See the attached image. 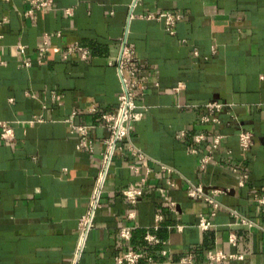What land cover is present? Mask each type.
<instances>
[{
  "label": "crops",
  "instance_id": "0c3cea01",
  "mask_svg": "<svg viewBox=\"0 0 264 264\" xmlns=\"http://www.w3.org/2000/svg\"><path fill=\"white\" fill-rule=\"evenodd\" d=\"M29 8L24 0H0V120L15 131L0 138V264H72L78 222L110 134L102 115L115 111L123 89L110 60L124 41L145 76L137 99L144 116L116 150L98 226L79 263L124 264L117 256L132 249L144 254L138 264H166L189 252L197 264H264V205L252 198L264 193V0H54L27 16ZM163 12L179 17L175 25L153 16ZM45 36L50 45L42 55ZM76 42L90 58H65ZM180 81L185 87L176 91ZM213 100L226 104L220 122L202 123ZM91 105L97 110L89 111ZM71 118L95 126L94 151L78 148L79 136L66 121ZM243 129L254 139L246 152L238 142ZM201 132L208 138L196 142ZM215 134L227 135L216 147ZM131 145L148 159L133 156ZM205 155L211 158L201 167ZM193 185L204 186L214 202L190 196ZM131 186L143 188L136 203L123 195ZM201 216L212 221L208 229L199 227ZM124 225L133 226L129 240L121 236ZM148 233L158 241L147 240ZM210 249L244 258L211 262Z\"/></svg>",
  "mask_w": 264,
  "mask_h": 264
},
{
  "label": "built area",
  "instance_id": "2783aa9c",
  "mask_svg": "<svg viewBox=\"0 0 264 264\" xmlns=\"http://www.w3.org/2000/svg\"><path fill=\"white\" fill-rule=\"evenodd\" d=\"M30 5V8L25 12V15L31 16L36 15L40 10L48 9L53 6L54 0H24ZM66 14H72L71 8H66L64 10ZM157 19H164L166 24L171 27L175 25L178 20V16L173 15L172 13L163 12L153 15ZM5 20V18H0V24ZM60 34V33H59ZM50 38L45 36L43 43L39 46V52L44 55L49 50ZM19 53L21 55L26 54L27 46L25 44L18 45ZM74 54H78L82 59H88L91 57L90 50L80 43L76 42L74 44L68 45L65 51V58L71 57ZM138 59L135 49L129 45L127 42H121V51L114 58L110 60L111 64H114L119 72V75L122 80L123 89L119 95L118 106L115 111L110 113H104L103 125L108 127L110 134L103 140L104 149L102 152V158L100 161V169L97 177L96 185L94 187L93 193L89 200V206L87 212L82 215L78 222L79 228V240L77 249L73 258L72 264H80L81 254L85 245V241L92 229L98 226L96 222L97 211L101 208L102 202V192L104 185L106 183L107 175L113 158L115 156L116 150L120 147L122 142H125L130 139L131 132L133 130L134 124L137 121H140L144 116L143 106L138 104L137 99L139 95H143L144 89V80L145 76L139 66L135 64ZM40 62H43V59H40ZM24 65H29V61H25ZM185 87V84L180 81L174 87L176 91H180ZM53 98L56 101H60V94L53 92ZM226 108V104L219 101L213 100L209 101L205 105V113L201 116L202 123H219V115ZM97 107L91 105L89 111H96ZM69 124L70 130L73 133H76L79 136L78 148H83L89 151H94L96 147V142L92 136V129L94 125L86 124H77L73 122V119L66 120ZM15 135L14 127L8 122L0 120V138L10 139ZM208 138V135L201 132L197 133L194 136L196 142H202ZM227 139V135L215 134L212 136V146H218L222 141ZM239 147L242 151L246 152L251 149L254 144L253 134L248 130H241L238 134ZM130 153L135 156L138 160L148 159L147 155L135 145L129 147ZM196 151V149H194ZM211 155H205L201 158L200 164L201 167H204L205 164L210 160ZM134 171H139L137 165H132L131 167ZM166 168V166H164ZM150 169H147L149 172ZM147 180L146 176L141 178L142 182ZM211 192H224L226 190L222 188H212ZM123 195L126 197L129 203H136L143 195V188L140 186H131L123 190ZM189 195L192 197L199 196L205 197L207 200L214 202L212 196L208 194V191L202 185H193L189 188ZM253 200L260 204L264 205V193H254ZM171 210L180 217V209L177 207L175 202L172 203ZM133 214V213H131ZM214 214V213H213ZM236 221L246 222L245 219H242L239 215L235 214ZM199 227L202 229H208L212 225V221L206 217L201 216L199 221ZM132 225H124L121 228V236L129 240L131 238ZM183 225L179 224L178 228L182 229ZM146 239L149 241H158L155 235L147 234ZM230 242L232 244L236 243L235 234L230 235ZM162 253L164 255L168 254V250L163 249ZM144 254L141 251L128 250L122 255L117 256L119 263L124 264H138L139 261L143 258ZM206 258L211 262H222L225 260L231 259H243V253L237 252H227L222 249H210L206 253ZM151 260V258H150ZM166 264H197L196 258L193 253L189 252L183 255L179 260H170L166 261Z\"/></svg>",
  "mask_w": 264,
  "mask_h": 264
}]
</instances>
